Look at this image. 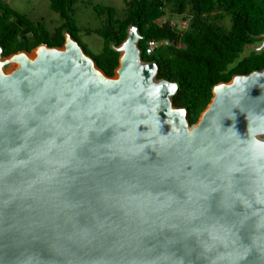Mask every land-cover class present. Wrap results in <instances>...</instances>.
Returning <instances> with one entry per match:
<instances>
[{
	"label": "water",
	"instance_id": "water-1",
	"mask_svg": "<svg viewBox=\"0 0 264 264\" xmlns=\"http://www.w3.org/2000/svg\"><path fill=\"white\" fill-rule=\"evenodd\" d=\"M138 38L0 56V264H264V67L188 125Z\"/></svg>",
	"mask_w": 264,
	"mask_h": 264
},
{
	"label": "trees",
	"instance_id": "trees-1",
	"mask_svg": "<svg viewBox=\"0 0 264 264\" xmlns=\"http://www.w3.org/2000/svg\"><path fill=\"white\" fill-rule=\"evenodd\" d=\"M61 22L48 30L40 19L32 20L0 2V56L24 51L39 44L60 47L67 33L94 65L106 76L113 75L118 52L127 27L139 35L135 45L143 62L156 66L155 79L176 85L169 97L172 107L182 108L192 125L208 103L211 88L235 74H247L264 67V0H122L120 17L113 6H94L104 14L100 27L86 29L102 39L99 53L88 52L77 36L78 27L70 11L73 0H48ZM188 15L187 28L180 34L168 22L157 25L162 15ZM228 16L229 27L222 21ZM168 39L169 45L144 52L149 39ZM179 44V45H178Z\"/></svg>",
	"mask_w": 264,
	"mask_h": 264
},
{
	"label": "rangeland",
	"instance_id": "rangeland-1",
	"mask_svg": "<svg viewBox=\"0 0 264 264\" xmlns=\"http://www.w3.org/2000/svg\"><path fill=\"white\" fill-rule=\"evenodd\" d=\"M8 5V7L23 13L32 20L40 19L44 26L50 30L54 26L60 24L61 19L58 14L49 7L48 0H0ZM113 6L116 8L117 15L122 16L124 7L122 0H73L70 6L72 18L78 27L77 36L85 45L88 52L99 53L102 47V39L93 32H84L86 29H95L100 27L104 14L96 15L94 6ZM226 28L229 27V18L226 16L222 21ZM33 49L29 50L30 54ZM4 69H10V64L4 65ZM260 138H264L260 136Z\"/></svg>",
	"mask_w": 264,
	"mask_h": 264
},
{
	"label": "clouds",
	"instance_id": "clouds-1",
	"mask_svg": "<svg viewBox=\"0 0 264 264\" xmlns=\"http://www.w3.org/2000/svg\"><path fill=\"white\" fill-rule=\"evenodd\" d=\"M179 18H182V19H185L186 20V27L185 28H180L179 27V22L177 23V20L179 19ZM189 16L188 15H183V14H170V15H162V16H159V17H157V18H155L154 19V22L157 24V25H161V24H163V23H165V22H168V24L170 25V27L171 28H173V29H175V31L178 33V34H180V33H182L186 28H187V26H188V23H189ZM171 21H173L174 22V24L172 25L171 24ZM176 21V22H175ZM150 40V39H149ZM152 40H155V41H162V40H167V42H168V44H166V45H169L171 42L170 41H168V39H165V38H163V39H152ZM148 41V40H147ZM146 41V42H147ZM161 45H163V44H161ZM161 45H159V46H161ZM179 45V44H178ZM158 47V46H157ZM156 48V47H155ZM149 63H152V62H149ZM154 64V63H153ZM155 65V64H154ZM229 81V80H228Z\"/></svg>",
	"mask_w": 264,
	"mask_h": 264
},
{
	"label": "built area",
	"instance_id": "built-area-1",
	"mask_svg": "<svg viewBox=\"0 0 264 264\" xmlns=\"http://www.w3.org/2000/svg\"><path fill=\"white\" fill-rule=\"evenodd\" d=\"M176 22V21H175ZM179 22V27L180 28H185L186 27V20L185 19H182V18H179L178 20H177V23ZM171 24L173 25L174 24V22L173 21H171ZM161 44H163V45H166V44H168V42H167V40H162L161 42L160 41H155V40H152V39H150V40H148L147 42H146V46H145V48H144V52L146 53V54H149L155 47H157V46H159V45H161Z\"/></svg>",
	"mask_w": 264,
	"mask_h": 264
},
{
	"label": "bare ground",
	"instance_id": "bare-ground-1",
	"mask_svg": "<svg viewBox=\"0 0 264 264\" xmlns=\"http://www.w3.org/2000/svg\"><path fill=\"white\" fill-rule=\"evenodd\" d=\"M124 51V49L122 50V52ZM35 50H33L30 54H27L28 58H32L33 56H35ZM17 65V61L15 62H11V66H16Z\"/></svg>",
	"mask_w": 264,
	"mask_h": 264
},
{
	"label": "flooded vegetation",
	"instance_id": "flooded-vegetation-1",
	"mask_svg": "<svg viewBox=\"0 0 264 264\" xmlns=\"http://www.w3.org/2000/svg\"><path fill=\"white\" fill-rule=\"evenodd\" d=\"M264 40V39H263Z\"/></svg>",
	"mask_w": 264,
	"mask_h": 264
}]
</instances>
